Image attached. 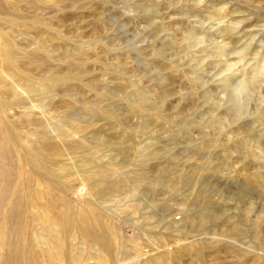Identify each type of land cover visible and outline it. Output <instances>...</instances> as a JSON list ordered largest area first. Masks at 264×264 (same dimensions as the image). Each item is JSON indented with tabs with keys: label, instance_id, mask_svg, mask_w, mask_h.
<instances>
[{
	"label": "rangeland",
	"instance_id": "rangeland-1",
	"mask_svg": "<svg viewBox=\"0 0 264 264\" xmlns=\"http://www.w3.org/2000/svg\"><path fill=\"white\" fill-rule=\"evenodd\" d=\"M63 3L52 10L48 20L53 21V27L59 28L66 39L38 33L24 23L12 29L15 42L27 49L47 38L45 45L53 57H61L65 49L90 47L99 51L105 62L126 60L133 70L128 73L131 81L139 78L147 90L161 92L172 81L175 85L178 83L175 96L186 105L184 111L188 112H183L185 116L179 121L175 119V123L154 131L137 128L134 139L127 137L128 143H125L132 149H113L102 143L106 139L116 140L112 135L104 129L90 131L105 120L80 109V103L121 114L134 101L133 96L115 88L97 65L91 67V72L95 79H105L102 91L106 94L94 96L75 85L65 97L67 103L74 105V119L90 126V130L73 136L76 139L84 135L90 141L85 151L93 164L109 167L117 178L128 180L123 190L97 193L87 180L92 178L93 170L81 174L76 157L80 149H63L56 158L48 156L52 163L54 159L57 162L52 164L56 170L59 164H66L75 173L70 182L73 189L66 192V200L76 207L92 209L91 216L95 213L93 207H97L105 222L120 233L119 241L128 250H125L127 254H105V260L111 264L151 262L160 255L166 258L173 255L172 250L181 243L214 237L249 255L256 253V263L264 264V250L253 244L252 235V229L259 228V219L264 213V188L258 180L250 181L239 170L243 165L249 172H259L264 179V0H63ZM176 26L182 32H176ZM3 27L10 30L7 24ZM165 64L172 65L174 71L165 70ZM244 76L256 80L246 79L248 87L242 91L239 79H245ZM98 89L101 91V87ZM60 91L58 96L63 94V89ZM57 95L51 96L53 107L42 109L37 101L28 105V108L31 106L26 110L29 121L23 124L22 131L29 132L33 140V134L40 131L34 119H43L50 137H56L66 128L65 108L58 103ZM190 97L195 98L194 105L190 104ZM156 102L159 107H166V102ZM187 106L190 109L186 110ZM13 111L16 109L8 110L7 115L16 122ZM239 137L252 143L255 140L258 149H221L233 148ZM215 142L224 144L199 149L201 144ZM155 167L157 174L176 176L178 183L168 187L151 186L148 182L156 172ZM25 168L28 172L29 167ZM140 171L142 176L134 180ZM185 178L188 180L184 181ZM35 180L31 184L37 182L42 187L41 180L37 177ZM205 207L216 213L214 226L208 230L198 227L187 230L184 219ZM234 223L242 232L241 237L220 234L222 228L227 229ZM114 233V228L107 231L109 236ZM94 252V249L85 250L87 262H94ZM231 253L224 245L205 249L203 258L192 264H248L251 261L250 257L243 259ZM190 258L191 255L183 256L180 264H187Z\"/></svg>",
	"mask_w": 264,
	"mask_h": 264
},
{
	"label": "bare ground",
	"instance_id": "bare-ground-1",
	"mask_svg": "<svg viewBox=\"0 0 264 264\" xmlns=\"http://www.w3.org/2000/svg\"><path fill=\"white\" fill-rule=\"evenodd\" d=\"M61 2L63 3V0H0V264H111L105 260V254L111 253L114 256L127 254L125 251L127 249H124L123 244L119 241L120 233L116 227L105 222L100 209L93 207L95 213L91 216L90 210L92 209H88L86 206L76 207L66 200V192L73 189L71 180L75 173L70 172L66 164H57L58 169L56 170L57 167H52L55 159L52 158L54 159V163H52L51 157H48L61 156L63 149H80L81 151L77 153L76 157L80 163L78 166H80L81 174H85V172L88 174L91 169L93 170L92 178L89 177L87 180L90 181L91 187L97 193L123 190L128 182V180L117 178L113 169L94 165L91 157L85 151L88 149L90 141L84 135H80L76 139L73 136L74 133L82 134L84 131L90 130L88 124L74 119L76 115L74 105L70 102L67 103L65 98L73 86L83 87L88 92L91 91L94 96L95 94L99 96L106 94L102 91L106 84L105 79H95L97 77L94 78L91 67L98 65L101 74L107 75L106 80L108 78L115 88L122 93L129 92L134 98V101H131L121 114L110 113L104 108L89 106L85 102L80 103V109L105 120L104 124L90 131L104 129L108 135H112L116 140L106 139L102 140V143L108 144L113 149H132L133 147L125 143L128 140L127 137L129 140L134 139L137 135V128L154 131L155 128L160 129L167 124H172L175 119L179 121L185 116L183 112H187L184 111L186 105H182L178 97L175 96L178 94L176 91L178 83L175 85V81H172L173 83L171 82L167 85L168 88L161 92L153 91L154 89L147 90L140 84L139 78L134 77L135 80L131 81L128 73L133 70L126 60H119L115 63L105 62L103 56L99 55V51L95 52L94 48L90 47L87 49H65L61 51V57H53L51 49L45 45L47 38L43 41L45 43H35L31 48L26 47L27 49L22 48L23 46L20 47L19 42L18 44L15 42L12 29L24 23L30 24L38 33L44 32V34L55 35L61 40L66 39L61 34L62 32H59V28L53 27L51 24L53 21L49 22L48 18L52 10L58 8ZM63 6H65L64 3ZM97 16H99L98 13ZM3 24H7L10 30H6ZM56 25L58 26V24ZM174 30L182 32L178 26ZM163 66H166L165 70H173L170 64ZM246 79L256 80L254 77L239 79L241 86H239V82L238 86L242 91L247 89L245 87L249 80L245 81ZM98 87H101V91ZM61 89H63V94L58 96ZM52 95H57L58 103H62L65 108L63 120L66 128L61 130L56 137H50L46 133L43 119H34V124L40 128V131L37 130L38 132L33 134L35 138L33 140L29 132L30 135L22 131L23 124L27 123L29 119L28 111H26L28 105L32 101H37L35 103H39V107L42 109L53 107ZM189 100L190 104H193L195 98L190 97ZM156 101L166 102L167 108L159 107ZM173 103L175 104L173 105ZM10 109L18 110L17 112L13 111L16 114L14 119L16 122H13L7 115V111ZM188 109L190 107L186 108V110ZM216 121L221 122V118H217ZM235 136L237 137V135ZM187 137L189 138L188 134ZM39 139H43L42 142H39ZM254 143H256L255 140L252 143L246 138L239 137L235 139L233 148L226 146L221 149H258V145ZM223 144L220 142L219 144L216 142L201 144L199 149L210 148V146L221 147ZM25 166L29 167L28 172H25L27 170ZM239 170L250 181L256 180L257 182L258 180V183L260 182L259 184L264 188V179L261 173L259 175V172L257 174L249 172L243 165L239 167ZM154 172V176H150L151 179L148 178V183L151 186L168 187L178 183H176V176L157 174V167ZM141 176L142 172L136 173L133 179H139ZM35 177L41 180L42 187L37 182L31 184ZM185 180L188 179L185 178ZM197 196L199 197V195ZM205 208L184 219L187 230H195L196 227L208 230L214 226L217 218L216 213ZM259 220V228L256 231L254 228L252 229L255 240L253 244L264 250V213ZM237 227L234 223L227 229L222 228L220 234L241 237L243 234ZM110 228L115 229L112 236L107 234ZM180 237L182 236L180 235ZM225 241L214 237L198 242L189 240L181 243L182 245L175 251L172 250L173 255H169L167 258L166 255H160L154 260L152 258L151 262L143 261L138 264H180L185 255H191L190 261H186H188L187 264H192L203 258L205 249L210 250L222 245L226 247L227 252H234L240 258L250 257L251 261L248 264H258L254 260L256 253L249 255L239 248L228 246ZM86 249L95 250L92 255L93 263L87 262L89 258L86 261ZM254 249L255 247H253V251ZM162 254L164 253L162 252ZM134 262L127 264H137Z\"/></svg>",
	"mask_w": 264,
	"mask_h": 264
}]
</instances>
